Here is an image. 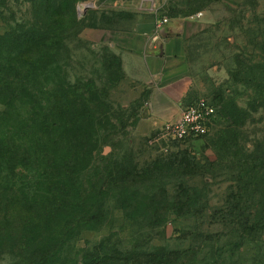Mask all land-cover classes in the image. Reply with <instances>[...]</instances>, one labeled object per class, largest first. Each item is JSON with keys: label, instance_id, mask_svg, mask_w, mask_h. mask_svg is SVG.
I'll list each match as a JSON object with an SVG mask.
<instances>
[{"label": "rangeland", "instance_id": "rangeland-1", "mask_svg": "<svg viewBox=\"0 0 264 264\" xmlns=\"http://www.w3.org/2000/svg\"><path fill=\"white\" fill-rule=\"evenodd\" d=\"M202 4L199 0H86L76 5L78 26L66 22V35L58 43L57 53L48 59L51 65L43 71V78L55 88L53 95L61 86L71 87V100L82 101L94 117V133L87 147L76 151L79 162L73 165L75 148L66 145L65 128L54 110L48 132L53 143L48 149L29 151L28 118L33 114V107L25 93L19 92L16 109L9 112L2 127L5 136L12 137L14 120L18 119L21 148L17 154L26 161L14 172L9 171L5 162L0 165V264H30V247L51 241L53 236H58L61 246L60 264H70L73 260L83 262L86 254L100 243L107 248L137 246L140 253L152 252L159 258L165 254L167 264H264L261 243L238 248L228 236H208L225 234L226 230L202 223L201 208L189 207V215L177 216L173 212L180 209L173 207L168 211L161 205L164 198L173 205L172 201L182 196L179 185L183 183L198 187L195 194L209 202L210 210H203L204 215H210L227 200L234 183L232 175L224 169L209 175L206 172L216 160L211 140L227 126L218 121L217 107L221 99L234 101L248 116L241 127L232 129L236 137L232 155L239 158L248 149L263 144L264 106L249 87L236 81L235 75L242 61L245 65L249 60L251 64L261 63L264 0H218L199 12L208 15L213 24L193 51L197 92L193 101L205 99L216 108L209 132L201 139L174 142L165 139L159 129L150 132L141 125L142 99H135L131 94L130 86L118 72V59L113 53L116 32L130 28L139 18L167 21L191 18L194 15L170 17ZM57 14L58 9L48 0H0V36L5 37L0 40V47L11 54L16 50L18 36L40 29L57 32ZM3 56L8 57L4 53ZM108 160L131 163L137 173L135 182L140 185L128 195L134 194L137 201L155 197L160 204L159 213L166 212L164 221L140 218L139 207L129 206L128 195L118 187L111 188L106 196L96 193L107 178L104 168ZM180 161L189 165V169L203 170L184 175ZM157 163L162 165L161 170H157ZM166 165L170 166L169 172ZM202 181H209V185L201 186ZM58 192L82 196L85 201L89 195L97 197L99 202H105L102 209L106 218L89 225L69 222L68 216L74 210L69 208L71 211L66 209L62 213L55 207ZM187 194L194 197V192ZM97 210L93 207L90 213ZM24 211L35 216L36 222L26 225ZM7 216L11 217L9 221ZM27 238L31 241L27 242ZM188 249L197 255H166Z\"/></svg>", "mask_w": 264, "mask_h": 264}, {"label": "trees", "instance_id": "trees-1", "mask_svg": "<svg viewBox=\"0 0 264 264\" xmlns=\"http://www.w3.org/2000/svg\"><path fill=\"white\" fill-rule=\"evenodd\" d=\"M83 1L86 0H48L50 5L58 9L56 16V19H58L57 32L53 33L49 29H40L18 36L16 37V50L11 52V54L0 47V165L5 162L10 172H14L19 164L26 161V159H22L17 154L21 148V140H19L17 133L20 130L17 126L18 119L14 120L15 126L13 127L12 137L7 138L2 127L4 119L8 117L9 112L16 109L15 105L20 97L19 92L25 93L30 106L33 107V114L28 118V129L31 134L29 151L34 152L37 148H41L40 150L48 149L53 143L48 132L52 123L50 116L54 110L57 111L59 121L65 128L64 141L66 145L75 148L73 165L79 162V155L76 151L81 152L91 142L95 119L89 115L90 111L86 109L82 101L71 100L70 86L59 87L57 93L53 95L55 88H51L50 84H47L43 78V71L51 65L48 59L57 53L58 43L66 35L64 27L66 22L69 21L72 26H78L75 7ZM199 1L203 3L201 6L182 13H174L170 18H177L180 15L190 17L203 11L208 4L218 0ZM4 38L0 36V40H5ZM3 53L8 55V57L5 58ZM262 54L261 63L259 64H251L250 60L246 65L243 61L240 62L237 67L238 73H236L235 77L238 79L236 81L247 88L249 87L257 96L260 105L263 104L264 106V44ZM117 66L118 72L121 74L118 61ZM219 103L217 107L218 121L220 124H227V126L225 130L216 132L215 137L211 140V147L216 154V160L211 162L206 172L209 175L224 169L232 175L234 183L230 188L227 200L222 206L215 207L212 213L210 211V215H204L203 210H210L209 202H204V200L200 199L201 196L195 194L199 190L198 187L183 183L179 185V189L182 190V196L176 201H172L173 205H170L171 200L164 198L161 200V205L168 211L173 207L180 209L176 213L173 212L177 216L189 215V207L201 208L199 219L203 221L202 223H207L209 226L217 225L226 230L225 234H219L220 232H218V234H208V236L218 235L219 238L228 236L234 241L232 243L235 244V247L239 248L240 246L260 243L264 245V141L262 145H257L255 149H248L245 155H239V158L234 157L232 151L236 145V137L233 135L234 130L232 129L241 127L248 116L234 101L221 99ZM258 107L260 106L256 108ZM18 118L20 117L18 116ZM8 144L14 148L11 149ZM181 162L179 163L180 170L184 175L192 173L194 170L201 173L203 170L198 167L189 169V165L187 166ZM155 165H157V170L163 168L160 163ZM104 170L107 178L104 179L101 187L97 189L96 193L98 195L106 196V192L114 187L120 188L128 195L130 190L136 189L140 185L135 182L137 173L130 162L108 160ZM166 170L167 172L170 171L169 165H166ZM207 185H209V181H202L201 186ZM188 192H194V197L189 196ZM59 193L56 194L54 205L62 210V213L66 209L71 211L69 208L74 210L71 217L68 216L69 222L89 225L95 222L100 223L106 218L102 209L105 207V202H99L97 197L89 195L90 197L88 196L85 201L84 199L82 200V196L72 197ZM126 202L129 206L132 204L139 207L141 210L139 217L142 219L164 221L167 218L166 212L159 213L160 204L155 197H144L137 201L134 194H129ZM93 207H97L98 210L91 214L90 209ZM22 217L25 219L24 223L26 225L29 222H36L35 216H29L25 211ZM10 218L7 216L8 221ZM198 235L196 234V237L202 238L201 235ZM57 237L53 236V239L50 238L51 241H48V239L46 243L31 246L28 252L30 264H60L59 253L61 246H59L60 243H58L59 239ZM30 241L31 239L27 242ZM138 248L137 246H132L129 249L112 246L107 248L106 245L100 243V245L94 247L86 254L83 262L73 260L70 264H135L136 262L137 264H167L166 260H164L165 254H160L162 257L159 258V255L152 252L140 253ZM57 251H59L58 254ZM166 255L175 257L191 255L195 257L197 254L192 249H188L181 253L170 252Z\"/></svg>", "mask_w": 264, "mask_h": 264}, {"label": "crops", "instance_id": "crops-1", "mask_svg": "<svg viewBox=\"0 0 264 264\" xmlns=\"http://www.w3.org/2000/svg\"><path fill=\"white\" fill-rule=\"evenodd\" d=\"M157 24L155 17L139 18L112 42L122 79L135 99H142L141 125L150 132L179 117L197 96L193 51L213 23L202 13L168 21L161 29Z\"/></svg>", "mask_w": 264, "mask_h": 264}, {"label": "built area", "instance_id": "built-area-1", "mask_svg": "<svg viewBox=\"0 0 264 264\" xmlns=\"http://www.w3.org/2000/svg\"><path fill=\"white\" fill-rule=\"evenodd\" d=\"M198 13L191 18H200ZM167 20H158V29H161ZM216 117V108L207 100H196L182 110L179 117L164 124L160 132L167 140L186 142L201 139L209 132V126Z\"/></svg>", "mask_w": 264, "mask_h": 264}]
</instances>
